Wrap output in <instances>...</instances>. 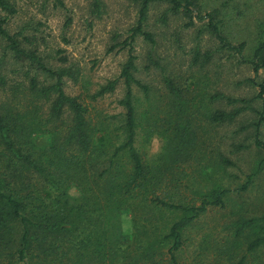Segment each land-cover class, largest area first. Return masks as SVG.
Returning <instances> with one entry per match:
<instances>
[{
  "label": "trees",
  "instance_id": "1",
  "mask_svg": "<svg viewBox=\"0 0 264 264\" xmlns=\"http://www.w3.org/2000/svg\"><path fill=\"white\" fill-rule=\"evenodd\" d=\"M53 1L62 6L60 0ZM152 1L165 2L172 13L181 12L188 19L187 26L193 23V17L204 22L219 48L231 50L244 60V43L231 44L222 35L215 10L200 13L197 0H137L136 22L122 41L127 55L118 75L92 93H85L93 101L112 92L120 80L123 95L117 103L123 111L119 123H115L98 113L90 115L81 94L65 93L63 79L78 81V68L65 56L58 57L56 63L57 52L39 50L34 34L24 29L8 32L6 20L16 9L10 0H0L3 55L6 50L12 59L9 63L0 58V264H181L177 252L184 241L185 227L207 208L224 206L228 193L246 188L251 175L233 188L222 187L216 181L194 187L195 176H208L207 168L212 167L205 168L203 164L190 175L186 172L185 167H192V161L202 158L188 124L192 105L151 48L143 66L158 68L178 122L174 119L172 136L157 163L143 161L136 148L138 103L132 86L139 88L145 99L151 88L134 74L136 56L131 43L135 35H140L154 44L152 33L143 28ZM92 4L97 13L99 2L93 0ZM193 8L195 12L191 14ZM165 18L161 13V21ZM195 51L188 66L199 64L203 68L209 53L199 56ZM248 62L254 75L264 68V39L252 50ZM7 64L15 66L10 74ZM245 81L257 87L249 98L229 97L215 89L206 93L209 102L217 103L204 113L209 122H231L245 109L254 110L250 102L262 98L264 79L247 77ZM224 103L239 106L220 108L219 104ZM262 119L260 116L252 125L257 148H264V141L256 136ZM41 132L48 135L47 143L35 146L32 138ZM98 133L99 139L95 136ZM214 160V170L222 173L232 165L220 152ZM260 166L258 163L252 174ZM69 186L80 194L75 203L68 200ZM121 209L129 213L131 233L127 238L120 237ZM163 213L175 218L162 223L158 216ZM253 223L258 229L247 249L261 247L264 251V215L242 221L240 228ZM243 262L244 258H240L235 264Z\"/></svg>",
  "mask_w": 264,
  "mask_h": 264
},
{
  "label": "rangeland",
  "instance_id": "2",
  "mask_svg": "<svg viewBox=\"0 0 264 264\" xmlns=\"http://www.w3.org/2000/svg\"><path fill=\"white\" fill-rule=\"evenodd\" d=\"M16 11L6 20L5 27L12 33L23 29L36 36L38 49L57 52L54 60L65 56L80 72L78 81L63 79V89L69 95L81 94L88 104L90 115L101 114L103 118L119 123L122 107L117 100L123 95V84L119 80L114 90L97 97L93 101L85 96L99 85L118 75L121 64L127 55V46L122 41L129 35V29L137 17V0H97L99 10L94 13L93 0H60L62 6L53 0H10ZM200 13L215 10V20L222 35L231 43H244L241 51L244 60L231 50L219 48L217 41L208 33L204 22L188 19L177 11L172 13L168 5L152 1L148 5L143 28L152 33L154 44L150 45L142 36L135 35L131 43L136 56L137 70L134 73L142 83L150 86L149 98L145 99L141 90L132 86L136 99L137 124L135 146L143 161L154 164L172 136L175 112L169 105V98L163 88L157 67L144 68V57L151 48L159 62L174 83L182 88V94L192 105L189 128L193 130L194 141L199 146L198 156L192 161L188 174L206 165L208 176H195L194 187H204L216 181L222 187L233 188L244 183L247 186L239 192H230L224 199V206L209 207L183 230V244L177 252L181 264H235L244 258L243 264H264V251L261 247L247 249L258 229L252 225L240 228L242 221L264 215V148L254 145L253 123L263 117L258 125L256 136L264 141V94L250 102L254 110L245 109L233 121L211 123L204 113L217 105L209 102L206 93L218 90L229 97L249 98L257 92L255 85L245 81L253 77L255 81L264 79V68L256 75L248 62L255 46L264 39V0H197ZM195 9L193 8L194 14ZM165 13V21L160 15ZM0 15H3L0 12ZM196 54L209 53V61L203 68L196 64L189 67L190 59ZM9 63L12 59L0 39V58ZM59 60L55 61L56 63ZM12 73V64L6 65ZM20 69V67L18 66ZM7 70V71H8ZM206 76V78H204ZM1 97V93H0ZM239 104H219L224 109ZM116 115L114 119L110 116ZM178 122V120L176 119ZM113 128V127H112ZM115 131V130H114ZM117 131V130H116ZM100 138L101 134L95 135ZM48 135L36 133L32 142L44 146ZM217 152L225 155L232 165L226 166L225 173L214 170V157ZM260 169L252 174L257 164ZM180 188H182L180 186ZM50 193V191H48ZM70 203L79 200V192L69 186L66 189ZM187 194L188 192H184ZM162 223L170 222L175 215L163 213L158 216ZM240 228V229H239ZM119 232L121 238L131 233L129 213L119 211Z\"/></svg>",
  "mask_w": 264,
  "mask_h": 264
}]
</instances>
